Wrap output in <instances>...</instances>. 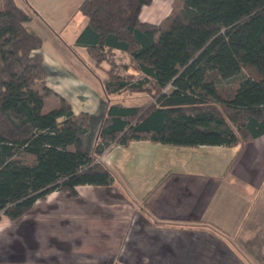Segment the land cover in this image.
<instances>
[{"label": "trees", "instance_id": "1", "mask_svg": "<svg viewBox=\"0 0 264 264\" xmlns=\"http://www.w3.org/2000/svg\"><path fill=\"white\" fill-rule=\"evenodd\" d=\"M152 0H82L75 38L103 68L107 96L91 150V116L46 83L42 38L26 1L0 0V214L11 220L54 190L110 186L100 161L111 145L149 140L175 147L232 146L264 136V0H171L158 24L142 22ZM122 52L128 63L112 59ZM131 69V70H130ZM40 87V90L36 87ZM56 95L58 106L44 110Z\"/></svg>", "mask_w": 264, "mask_h": 264}, {"label": "crops", "instance_id": "2", "mask_svg": "<svg viewBox=\"0 0 264 264\" xmlns=\"http://www.w3.org/2000/svg\"><path fill=\"white\" fill-rule=\"evenodd\" d=\"M170 11L171 0H152L139 18L158 24ZM100 161L110 186L54 190L18 219L0 215V264H264L263 135L232 146L138 140Z\"/></svg>", "mask_w": 264, "mask_h": 264}, {"label": "rangeland", "instance_id": "3", "mask_svg": "<svg viewBox=\"0 0 264 264\" xmlns=\"http://www.w3.org/2000/svg\"><path fill=\"white\" fill-rule=\"evenodd\" d=\"M21 3L22 0H16ZM28 1L29 0H24ZM32 1V0H31ZM42 12L27 22L28 29L42 38L40 48L47 71L46 83L57 95L69 102L77 103L76 95L83 94L82 109L90 110V126L86 142L94 133L96 119L101 121L103 104L108 101H122L126 105H139L148 98L139 94H112L107 96L103 90L107 63L96 65L85 47L75 45L74 40L84 27L86 18L78 12L82 0H35ZM112 59L118 64L128 63L122 52H116ZM131 70V69H130ZM40 90V87H36ZM58 97L52 95L47 105L58 106ZM80 107V105H79ZM77 108V107H76ZM81 110V108H79ZM92 109V111H91ZM95 110V111H94ZM97 110V111H96ZM100 117V118H99ZM100 123V122H99ZM98 123V124H99Z\"/></svg>", "mask_w": 264, "mask_h": 264}, {"label": "built area", "instance_id": "4", "mask_svg": "<svg viewBox=\"0 0 264 264\" xmlns=\"http://www.w3.org/2000/svg\"><path fill=\"white\" fill-rule=\"evenodd\" d=\"M112 146V145H111ZM1 215V214H0Z\"/></svg>", "mask_w": 264, "mask_h": 264}]
</instances>
